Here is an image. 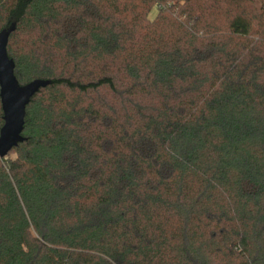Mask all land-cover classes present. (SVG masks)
<instances>
[{
  "label": "trees",
  "instance_id": "1",
  "mask_svg": "<svg viewBox=\"0 0 264 264\" xmlns=\"http://www.w3.org/2000/svg\"><path fill=\"white\" fill-rule=\"evenodd\" d=\"M10 30L50 85L0 159V264H264V0H0Z\"/></svg>",
  "mask_w": 264,
  "mask_h": 264
},
{
  "label": "water",
  "instance_id": "2",
  "mask_svg": "<svg viewBox=\"0 0 264 264\" xmlns=\"http://www.w3.org/2000/svg\"><path fill=\"white\" fill-rule=\"evenodd\" d=\"M12 31L0 33V99L4 121L0 131V159L6 158L24 142L22 133L26 109L32 98L50 85V82L41 80L20 85L15 76V62L9 57L7 50Z\"/></svg>",
  "mask_w": 264,
  "mask_h": 264
},
{
  "label": "rangeland",
  "instance_id": "3",
  "mask_svg": "<svg viewBox=\"0 0 264 264\" xmlns=\"http://www.w3.org/2000/svg\"><path fill=\"white\" fill-rule=\"evenodd\" d=\"M153 14H155V12ZM13 158H14V156H13Z\"/></svg>",
  "mask_w": 264,
  "mask_h": 264
}]
</instances>
